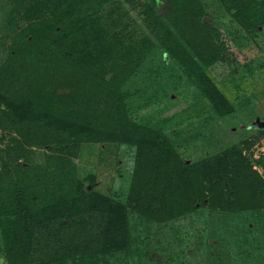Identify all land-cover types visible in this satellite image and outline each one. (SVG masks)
<instances>
[{
	"label": "trees",
	"instance_id": "obj_1",
	"mask_svg": "<svg viewBox=\"0 0 264 264\" xmlns=\"http://www.w3.org/2000/svg\"><path fill=\"white\" fill-rule=\"evenodd\" d=\"M219 1L248 31L264 26V0ZM116 2L52 0L51 5L49 0H16L12 6L18 9L8 12L4 25L9 27L5 37L10 43L0 65V125L9 122L25 145L57 150L59 155L49 157L47 168L55 165L71 171L52 174L27 163L17 164L12 172L0 144V253L5 255L0 262L81 264L88 256L124 250L130 241L128 212L167 223L204 206L229 209L233 203L229 194L250 209L264 206L260 200L264 182L236 148L228 152L230 159L219 156L185 163L165 134L128 118L110 82L127 76L136 51L130 46L118 51L109 39L111 25L104 24L114 21L118 11L102 10ZM153 4L161 45L179 44L183 38L188 42L181 53L167 48L170 56L180 60L182 54L190 65L214 56L213 28L203 23L199 0H153ZM22 7L26 10L20 13ZM164 13L177 15L176 32L164 22ZM17 18L27 25L9 36ZM204 78L198 74L202 90L215 101L212 85ZM95 87H100L101 100L91 94ZM27 117L40 124L54 123L63 132L30 142L26 130L32 128L22 123ZM14 140L16 153L26 155L23 139ZM104 140L136 147L126 205H112L104 195L84 192L85 182L91 184L94 178H82L69 157L73 153L66 150ZM234 155L239 156L232 159Z\"/></svg>",
	"mask_w": 264,
	"mask_h": 264
},
{
	"label": "rangeland",
	"instance_id": "obj_2",
	"mask_svg": "<svg viewBox=\"0 0 264 264\" xmlns=\"http://www.w3.org/2000/svg\"><path fill=\"white\" fill-rule=\"evenodd\" d=\"M199 1L204 9L202 20L208 17L213 28L210 36L214 56L205 57L207 60L200 63L196 60L194 65L186 56L180 54L177 60L167 51L172 48L181 53L188 43L186 39H180L179 44L168 45L164 41L165 46L161 45L153 0H117L115 5L103 9L104 14L118 11L114 21L104 24L111 25L109 39L116 49L130 46L136 51L127 76L113 80L110 87L118 92L128 118L165 134L183 162L198 164L219 156L230 159L228 152L236 148L249 162L254 175L264 182V26L248 31L229 16L219 0ZM49 3L52 5V0ZM15 4L16 0H0V65L10 43L5 37L9 27L4 24L10 8L18 9L12 6ZM177 7L174 4L172 9L176 11ZM163 15L167 26L176 32L179 27L173 18L177 15ZM15 21L18 22L10 28L9 36L27 25L23 19ZM200 73L205 76V83L212 85L215 101L202 90L198 82ZM99 89L93 88L91 94L96 93L101 100L103 94ZM22 123L32 128L31 132L26 130L30 142L63 132L54 123L40 124L29 118ZM0 138L12 172L17 170V164L27 163L41 165L40 171L52 174L64 170L55 165L47 168L49 157L59 155L57 150L25 145V139L7 121L0 125ZM14 138L23 139L27 156L16 153ZM66 150L73 153L69 157L79 166L80 176L94 178L91 184L85 182L84 192L104 195L112 205H126L134 173L135 146L104 140ZM229 197L228 201L233 202L229 209L204 206L167 223L128 212L129 246L88 256L81 264H264V206L250 209L238 203L235 195ZM260 200L264 203V196ZM1 257L5 255L0 253Z\"/></svg>",
	"mask_w": 264,
	"mask_h": 264
},
{
	"label": "water",
	"instance_id": "obj_3",
	"mask_svg": "<svg viewBox=\"0 0 264 264\" xmlns=\"http://www.w3.org/2000/svg\"><path fill=\"white\" fill-rule=\"evenodd\" d=\"M203 23L204 24L209 23V18L208 17L204 18Z\"/></svg>",
	"mask_w": 264,
	"mask_h": 264
}]
</instances>
